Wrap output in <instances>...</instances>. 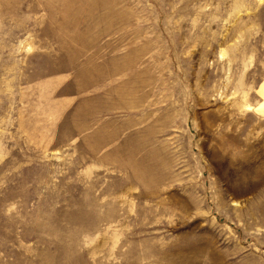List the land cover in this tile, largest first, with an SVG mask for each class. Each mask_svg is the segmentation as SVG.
<instances>
[{
  "label": "rangeland",
  "instance_id": "1",
  "mask_svg": "<svg viewBox=\"0 0 264 264\" xmlns=\"http://www.w3.org/2000/svg\"><path fill=\"white\" fill-rule=\"evenodd\" d=\"M264 0H0V264H264Z\"/></svg>",
  "mask_w": 264,
  "mask_h": 264
},
{
  "label": "bare ground",
  "instance_id": "2",
  "mask_svg": "<svg viewBox=\"0 0 264 264\" xmlns=\"http://www.w3.org/2000/svg\"><path fill=\"white\" fill-rule=\"evenodd\" d=\"M257 92L263 98V101L257 107H254V108L247 107V108L248 110L252 109L257 114L264 117V82L258 87Z\"/></svg>",
  "mask_w": 264,
  "mask_h": 264
}]
</instances>
